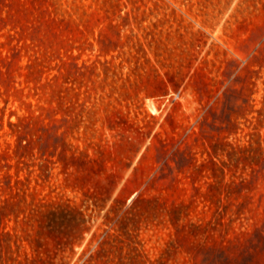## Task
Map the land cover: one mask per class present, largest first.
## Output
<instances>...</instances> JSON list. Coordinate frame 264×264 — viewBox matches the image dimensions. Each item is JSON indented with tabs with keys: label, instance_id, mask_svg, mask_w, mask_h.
I'll return each instance as SVG.
<instances>
[{
	"label": "rangeland",
	"instance_id": "rangeland-1",
	"mask_svg": "<svg viewBox=\"0 0 264 264\" xmlns=\"http://www.w3.org/2000/svg\"><path fill=\"white\" fill-rule=\"evenodd\" d=\"M0 70L3 264H264V0H0Z\"/></svg>",
	"mask_w": 264,
	"mask_h": 264
},
{
	"label": "trees",
	"instance_id": "trees-1",
	"mask_svg": "<svg viewBox=\"0 0 264 264\" xmlns=\"http://www.w3.org/2000/svg\"><path fill=\"white\" fill-rule=\"evenodd\" d=\"M3 80V73L1 72L0 70V81ZM19 139V138H18ZM19 145H20V140L18 141ZM215 163H212V165H214ZM16 184L17 183H21V181L19 180H16L15 182ZM10 205V204H9ZM5 207L6 209L9 207L7 204L6 206H0V223L2 222V218L4 216V212H5ZM65 209L62 208V207H56L54 210H48L46 213H44V218L46 220H48L50 222V225H52L54 223V221L56 219H59L57 218L58 216L62 215L64 213ZM2 236V238H0V250H1V242L2 240L5 238V237H8L9 236V233L8 232H5V233H0V237ZM3 261L4 259L2 258L1 254H0V264H3Z\"/></svg>",
	"mask_w": 264,
	"mask_h": 264
}]
</instances>
